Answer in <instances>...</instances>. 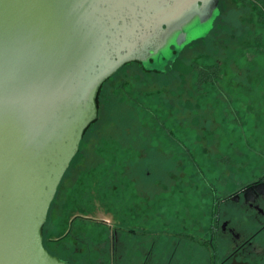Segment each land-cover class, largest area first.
<instances>
[{
  "label": "rangeland",
  "instance_id": "obj_1",
  "mask_svg": "<svg viewBox=\"0 0 264 264\" xmlns=\"http://www.w3.org/2000/svg\"><path fill=\"white\" fill-rule=\"evenodd\" d=\"M218 6L212 20L193 21L186 28L191 30L181 44L177 60L189 64L199 58L198 63L194 62L196 65L220 61L222 71L230 68L233 74L219 80L217 89H222L225 101L228 95L235 94L238 120L235 121L231 112L225 113L230 106L211 91L199 99L201 108L194 105L182 110L185 119L190 114V136H186L189 139L180 137L176 130L182 129H178L176 120L168 114L164 105L167 103L146 94L147 88L170 82V87L176 89L172 83L174 78L166 76L169 73L164 68L166 61L162 63V58H169L172 49H167L152 64L162 69L156 77H146L147 73L141 72L137 64L127 65L111 85L129 83L135 104L123 101L121 96L114 103L117 91L108 93L110 101L104 118L89 131L102 137H90L82 142L81 152L73 158L58 185L57 210H72V203L82 198L79 213L89 216L87 220L81 215L72 224L86 226L83 250L74 251L75 264H204L198 246L204 238L202 226H208L212 205L207 184L224 190L232 184L228 182L239 184L264 167V147L259 148L257 144L264 143V28L249 20L256 14L247 3L223 0ZM235 20L241 21L238 27H233ZM238 31L241 33L237 34ZM205 33V39L198 46L197 40ZM236 36L244 41L236 40ZM233 38L235 42L226 46V40ZM171 43L170 40L168 44ZM111 85H107V92ZM205 87L211 85L205 84ZM186 88L190 90L188 85ZM237 89L244 94L240 95ZM246 94L252 100L248 107L244 106L247 102L240 103ZM182 98L189 99L186 91ZM157 104L153 112L152 105ZM193 107L199 112L191 110ZM155 116L164 120L163 128L158 120L155 122ZM198 121L200 126H207V121L219 124L214 129L219 142L216 153L211 149L212 136L205 140L195 137L199 130L193 123ZM186 125L184 122L183 127ZM139 126L145 135L141 138L136 136ZM166 129L184 144L166 137ZM180 133L182 136L184 131ZM187 149L201 171L191 162ZM64 198L70 205L63 206ZM109 230L114 231L117 241L113 255L109 250ZM65 240L71 241V237ZM137 243L145 248L151 244L148 258L144 257L145 251L135 249Z\"/></svg>",
  "mask_w": 264,
  "mask_h": 264
},
{
  "label": "water",
  "instance_id": "obj_2",
  "mask_svg": "<svg viewBox=\"0 0 264 264\" xmlns=\"http://www.w3.org/2000/svg\"><path fill=\"white\" fill-rule=\"evenodd\" d=\"M218 4L0 0V264H68L44 246L43 226L98 117L101 84L181 48L186 28L212 20Z\"/></svg>",
  "mask_w": 264,
  "mask_h": 264
},
{
  "label": "trees",
  "instance_id": "obj_3",
  "mask_svg": "<svg viewBox=\"0 0 264 264\" xmlns=\"http://www.w3.org/2000/svg\"><path fill=\"white\" fill-rule=\"evenodd\" d=\"M222 1L223 0H219L220 6H221ZM232 1L233 2L238 1V3H241V4H244V3L249 4L256 14L255 18H250L249 20H251L253 23L260 24L264 28V0H260L261 4H258L256 0L255 1L254 0H232ZM235 21L236 22L233 24V27L234 26L238 27L239 26L238 23L241 21L239 20H235ZM205 37H206V34L197 40V42L199 43L198 46L205 39ZM231 41L232 39L226 40V43H228L226 46H231L232 45ZM172 47H171L172 51L170 53L171 55L169 56V58H166V63L164 65V68H168L169 70V73L166 76L169 78H174L172 80V83H175L174 85L176 89L170 87V84H171L170 82L168 85L164 84L162 87L157 86L154 89L147 88L146 94H150L153 97H157L158 101H164L167 103L164 105L168 108L167 109L168 114L174 117V119L177 122L178 129H182L184 131V134L181 136L180 132L182 130L180 131L176 130L178 135L180 137H185L186 139H189L186 136H190L188 132L190 114L185 119L184 114H183L184 111L182 110L183 109L186 110L185 106H189L190 108L194 105L199 106L201 108L202 105L199 99H202L204 96H207L209 93H211V91H214V93H216V95L219 97L218 98L219 100L226 102V105L228 104L230 106L228 111L225 110V113L228 114L229 112H231L235 117V121H237L238 120L237 111H239L238 110L239 107H236L235 109V104L237 106V103L234 101L236 100L235 94H234V97L232 95H228V99L225 101L223 100V93L220 92L222 91V89H217L218 87H220L219 80L224 79L226 75L233 74L232 70L228 68L229 71H222V63L220 61L219 62L214 61V63L207 64V65H204V63L202 65L201 64L196 65L195 63H198L197 61L199 58L189 63L190 65L183 60L184 58L181 59L183 61H178L177 54L181 53V50L180 48L174 49ZM130 64H137V66L140 67V71L146 72L147 73L146 77H150V78L156 77L157 73H159L162 70L161 68L158 69L154 67L149 62L146 64H142L141 62H138V61H132V62H129L123 65L116 73H114L111 77L107 78L101 84L100 89L97 93V97H96V102H97V107H98V117L93 122H91L89 126L85 129L83 133L84 136H82V139L80 141L79 149L77 153L73 156V158L81 152L82 142L89 140L90 137H102V134L96 135V134L90 133L89 131L91 127H94L95 125L101 123L105 115L106 105L110 101L109 98L112 93H115V91H117V96L114 100V103H116L120 99V96H121L122 100L125 99L123 101L131 103V104H135L134 102L136 98L134 95L130 93L129 83L125 84L121 82L120 84H117V85H111L112 83H114V80L118 79L123 69L127 65H130ZM228 72H231V73L228 74ZM175 79H178L179 82L178 83L175 82ZM205 84H210L211 87L213 88L205 87ZM107 85H111L112 87V88L111 87L108 88V92H107ZM186 85L189 86V89L191 90V92L190 90H188V88H186ZM101 89L104 90V93L101 92ZM184 91H186L187 96L189 95V99L187 101H185L182 98V94H184ZM237 91L240 92V95L244 94L241 92L242 90L240 89H237ZM123 93L125 95L124 98H123ZM244 97H246V99L244 101L241 100L240 103L247 102L246 105L244 106H247V107L250 106L252 104L251 95L246 94ZM140 105L141 104H138V106ZM158 105L159 104L152 105L153 112H154V108L155 107L157 108ZM146 108H148L147 105H146ZM191 110H195L196 112L197 111L199 112V110L196 109V107H193ZM178 112L181 114V117H179ZM154 118H155V122H157L156 120H158L160 126L163 128L164 120L163 119L159 120L157 116H155ZM184 122L187 123L185 127H183ZM207 122H208L207 126H200L199 121L193 123L194 125L197 126L199 130L198 135H196L195 137L199 138L200 140L201 139L205 140L207 138H211L212 136L213 145L211 149L213 153H216L219 142L217 140V136L215 137L214 129L219 127V124L215 121H207ZM137 133H138L136 134L137 138H141L145 136L144 132L140 129V126H139ZM166 137L184 144V142H182V139L180 140V137L176 136L171 130L166 129ZM257 144H260L261 147L259 146V148H262L263 143H257ZM186 152L188 153V156L190 157L191 162L196 166V168L199 171H201L198 164L196 163V160L193 158V156L191 155L188 149L186 150ZM81 155L83 154L81 153ZM73 158L70 161L69 168L66 170L65 175L70 169V165H71ZM227 161H228V158H227ZM117 166L116 168L121 171V167H117ZM111 169L112 168H110V170ZM207 185L210 188L209 192L212 196L211 210L214 211L215 199H218L219 197L216 195V187L213 186L211 183ZM58 194L59 193L57 191L53 201L51 202L49 212L47 215V219L43 226V243H44V246L48 248V251L50 253L56 254V255L59 254L61 256V259H64L68 264H75V258H76L75 252H77L78 250H83V247H84L83 243L86 239V234H84V230H86V226L84 224H78V226L73 227L72 224L75 221V218H78L81 215L84 216L85 219L87 220H89V216L79 213L81 211V205L83 203L82 198H78L75 204L72 203V207H73L72 210L67 209L64 212L62 208L57 210ZM62 204L63 206L68 205V204L70 205V202L67 198H64L62 200ZM70 217H71L70 219L71 221L69 222L68 218ZM107 232L108 234H110V233H113L114 231L109 230ZM66 237H71V241L65 240Z\"/></svg>",
  "mask_w": 264,
  "mask_h": 264
},
{
  "label": "flooded vegetation",
  "instance_id": "obj_4",
  "mask_svg": "<svg viewBox=\"0 0 264 264\" xmlns=\"http://www.w3.org/2000/svg\"><path fill=\"white\" fill-rule=\"evenodd\" d=\"M256 1L261 4L260 0ZM232 40L235 42V38ZM236 40L244 41L237 36ZM150 63L154 64L152 60ZM229 183L232 184L224 190L220 186L216 188L222 193L216 192L219 198L215 199L214 211H210L208 226H202L204 238L198 247L204 264H264V167L239 184ZM109 238V250L113 255L117 251L114 232ZM126 242L123 243L125 247ZM151 248V244L148 248L141 243L135 245V249L145 251V258L150 256Z\"/></svg>",
  "mask_w": 264,
  "mask_h": 264
}]
</instances>
